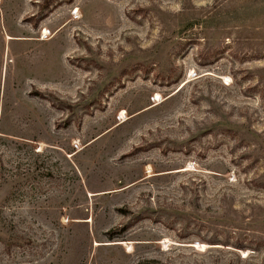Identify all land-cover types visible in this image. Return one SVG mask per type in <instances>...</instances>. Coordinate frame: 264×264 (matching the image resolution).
Returning a JSON list of instances; mask_svg holds the SVG:
<instances>
[{
    "label": "rangeland",
    "instance_id": "1",
    "mask_svg": "<svg viewBox=\"0 0 264 264\" xmlns=\"http://www.w3.org/2000/svg\"><path fill=\"white\" fill-rule=\"evenodd\" d=\"M0 264H264V0H0Z\"/></svg>",
    "mask_w": 264,
    "mask_h": 264
}]
</instances>
